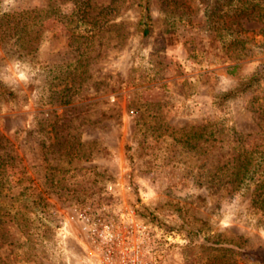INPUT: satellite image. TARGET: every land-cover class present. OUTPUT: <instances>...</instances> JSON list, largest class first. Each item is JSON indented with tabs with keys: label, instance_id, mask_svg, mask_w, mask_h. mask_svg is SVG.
Here are the masks:
<instances>
[{
	"label": "rangeland",
	"instance_id": "rangeland-1",
	"mask_svg": "<svg viewBox=\"0 0 264 264\" xmlns=\"http://www.w3.org/2000/svg\"><path fill=\"white\" fill-rule=\"evenodd\" d=\"M214 1L149 0L142 35L139 0H0V264H98L80 215L113 261L264 264L253 186L217 178L264 148V20Z\"/></svg>",
	"mask_w": 264,
	"mask_h": 264
},
{
	"label": "trees",
	"instance_id": "trees-1",
	"mask_svg": "<svg viewBox=\"0 0 264 264\" xmlns=\"http://www.w3.org/2000/svg\"><path fill=\"white\" fill-rule=\"evenodd\" d=\"M138 5L141 33L147 35L150 25L149 0H139ZM209 16L218 22L217 30H226L229 35L237 37L239 31L234 28L238 27L242 20L263 23L264 0H215ZM5 17H7L5 22L7 25L10 16ZM12 17L15 19L14 16ZM224 24L226 25L223 26ZM6 93V90L1 87L0 94ZM2 162L3 160L0 161V165ZM217 178L227 183L232 189L253 186L250 203L254 208L264 211V148L261 152H241L233 156L231 162L218 167ZM1 179L0 177V181Z\"/></svg>",
	"mask_w": 264,
	"mask_h": 264
},
{
	"label": "built area",
	"instance_id": "built-area-1",
	"mask_svg": "<svg viewBox=\"0 0 264 264\" xmlns=\"http://www.w3.org/2000/svg\"><path fill=\"white\" fill-rule=\"evenodd\" d=\"M79 218L82 231L97 244V249H102L105 252L104 259L98 264H142L139 246L136 245L132 246L131 254L128 255L122 251L118 260L113 261L111 251L117 237L111 225L98 217L91 219L87 215H80Z\"/></svg>",
	"mask_w": 264,
	"mask_h": 264
}]
</instances>
